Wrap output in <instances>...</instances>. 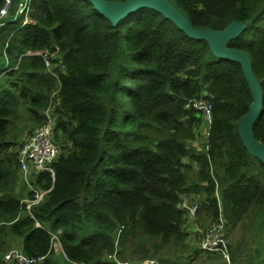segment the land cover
Returning <instances> with one entry per match:
<instances>
[{
    "label": "trees",
    "instance_id": "1",
    "mask_svg": "<svg viewBox=\"0 0 264 264\" xmlns=\"http://www.w3.org/2000/svg\"><path fill=\"white\" fill-rule=\"evenodd\" d=\"M18 2L0 25L7 58L0 70V264H17L4 254L18 241L29 255L46 254L40 264H59L53 234L62 264L138 262L143 244L144 264H227L187 239L178 207L181 193L201 192L197 223L207 225L219 209L216 187L226 233L238 232L232 264H264V163L238 131L252 103L241 64L217 57L206 39L146 6L113 25L89 0H30L29 21L16 13ZM169 2L195 28L243 23L226 45L249 56L259 80L253 131L264 144V0ZM200 96L212 104L207 151L195 143L201 112L186 107ZM51 102L60 152L54 177L36 176L50 190L31 216L21 209L18 144L7 135L24 118L30 128L43 124ZM168 245L175 249L165 256Z\"/></svg>",
    "mask_w": 264,
    "mask_h": 264
},
{
    "label": "built area",
    "instance_id": "2",
    "mask_svg": "<svg viewBox=\"0 0 264 264\" xmlns=\"http://www.w3.org/2000/svg\"><path fill=\"white\" fill-rule=\"evenodd\" d=\"M12 0H5L3 6L0 9V25L3 24L2 18L7 15L11 6ZM30 0L20 1L18 4L17 13L25 12V20L29 21ZM38 54L44 56V60L50 71L52 70V62L47 50L35 51ZM55 74V73H54ZM56 92L53 93L52 99H54ZM53 103L45 110L46 121L35 127L32 132L25 138L20 144L17 150L18 163H19V176L20 183L25 184L28 187V194L22 199L21 209L23 213L30 214L32 207L40 204L46 198V195L50 189H45L36 184V176L39 172L49 173L52 177L55 175L53 162L57 158L60 150L59 146L54 141V127L55 121L52 114ZM193 106L201 112L203 117V124L198 133L201 136V142L204 147L203 150H208V135L212 123V104L207 96H200L192 98L186 104V107ZM200 137V138H201ZM198 147V145H197ZM200 149V147H198ZM208 155V154H207ZM208 159L209 156H207ZM195 168L199 169L200 165L195 163ZM216 195L219 200V209L215 218H213L207 225L201 226L197 223L198 210L202 202L201 192H183L180 195V202L178 207L183 209L186 213L188 222L193 226V232L190 231L189 241L196 244L200 249L208 252H216L224 258L227 264H232L231 252H230V237L226 233L227 220L223 214L220 194L216 187ZM37 225L40 223L37 221ZM194 234L196 236H193ZM53 246L56 253L58 248L56 242H59L57 234H53ZM6 260H12L17 264H40L46 257V254L29 255L24 250L18 247H12L5 253ZM141 262L139 264H144ZM83 264V263H79ZM120 264H135L132 262H120Z\"/></svg>",
    "mask_w": 264,
    "mask_h": 264
},
{
    "label": "water",
    "instance_id": "3",
    "mask_svg": "<svg viewBox=\"0 0 264 264\" xmlns=\"http://www.w3.org/2000/svg\"><path fill=\"white\" fill-rule=\"evenodd\" d=\"M93 7L104 17L115 25L121 18L132 11L146 6L156 9L183 30L189 37L206 39L212 52L219 58H226L238 61L248 81L252 103L248 111L238 123V131L247 149L264 163V144L255 136L253 122L259 115L262 106V91L259 80L252 69L249 56L241 49L229 47L226 42L237 35L243 29V23L238 20L231 21L223 30L211 28H195L187 17L169 0H89Z\"/></svg>",
    "mask_w": 264,
    "mask_h": 264
},
{
    "label": "rangeland",
    "instance_id": "4",
    "mask_svg": "<svg viewBox=\"0 0 264 264\" xmlns=\"http://www.w3.org/2000/svg\"><path fill=\"white\" fill-rule=\"evenodd\" d=\"M20 1H23V0H19ZM18 2V4H19ZM17 4V5H18ZM17 11V10H16ZM17 13V12H16ZM6 18H8V15L7 16H4L2 18V20H5ZM1 20V19H0ZM0 42H2V38H0ZM53 57H56V54L53 55ZM7 65V58L6 56L3 55L2 53V50L0 48V70L5 68ZM24 110L23 107L21 108V111ZM28 124V121L26 122V119L24 118L22 120V122H18L16 124L15 127H12L10 130H9V134L7 135V138H12V139H15V141L17 142L18 144V147L20 146V144L25 140V138L32 132V130L39 126V125H35L33 127L30 128V126L27 125ZM41 125V124H40ZM29 129V131H27ZM26 130V134L24 133V131ZM201 136H197V138L195 139V143L198 145V147H200V149L202 150L204 145L203 143L201 142V139L202 137L200 138ZM18 149V148H17ZM24 185V184H23ZM22 187V186H21ZM28 190V187H25L23 189V197L25 196L26 194V191ZM186 227L190 233V231L193 232V226L190 224V222L187 221V224H186ZM193 236H196L194 234H191ZM238 235V232H234L231 236H230V241H233L235 237H237ZM187 239H190V235H188V238ZM56 246L57 248L59 247V243L56 242ZM145 245L143 244V247ZM142 246L138 245L136 247V249L138 251H140V253H136L134 254V257H135V261H138V262H132V263H141L139 262L140 260V257L142 256V254L144 253V248ZM175 249V246H172V245H168L166 246L164 249H162V251H164V255L165 256H169V251H172ZM5 255V254H4ZM5 257V256H4ZM56 257L58 259V262L59 264H62L64 262V258H63V255H62V252H59V253H56ZM143 260V259H141ZM194 264H202L201 260L200 259H197Z\"/></svg>",
    "mask_w": 264,
    "mask_h": 264
},
{
    "label": "crops",
    "instance_id": "5",
    "mask_svg": "<svg viewBox=\"0 0 264 264\" xmlns=\"http://www.w3.org/2000/svg\"><path fill=\"white\" fill-rule=\"evenodd\" d=\"M24 133L26 134V131H24ZM14 247H18V248H20V243H19V241L15 244V245H13ZM58 252H63V250H62V246H61V244L59 243V247H58Z\"/></svg>",
    "mask_w": 264,
    "mask_h": 264
}]
</instances>
